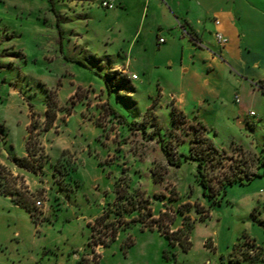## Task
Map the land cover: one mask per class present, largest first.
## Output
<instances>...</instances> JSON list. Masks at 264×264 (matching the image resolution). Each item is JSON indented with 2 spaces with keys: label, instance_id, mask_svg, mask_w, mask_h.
<instances>
[{
  "label": "rangeland",
  "instance_id": "1",
  "mask_svg": "<svg viewBox=\"0 0 264 264\" xmlns=\"http://www.w3.org/2000/svg\"><path fill=\"white\" fill-rule=\"evenodd\" d=\"M249 2L264 9V0ZM9 6L0 0V264H264L254 258L264 248V167L248 152L257 145L264 155V113L250 118L255 129L236 120L212 128L209 137L228 152L207 156L198 140L202 125L173 128L170 112L165 120L147 110L146 96L134 92L135 104L130 90H102L105 70L81 48L76 51L84 64L71 62L44 14L39 19L29 8ZM70 34L62 32L67 39ZM50 104L56 119L46 130ZM157 127L181 165L169 164L151 137ZM192 144L207 159L213 191L238 175H260L227 185L217 203L198 180L197 162L186 159ZM24 156L31 169L15 160ZM1 189L28 203L36 219ZM107 224H119L115 239L89 244L92 233L110 234ZM188 237L185 250L180 242L187 245ZM236 253L240 259L232 262Z\"/></svg>",
  "mask_w": 264,
  "mask_h": 264
},
{
  "label": "crops",
  "instance_id": "2",
  "mask_svg": "<svg viewBox=\"0 0 264 264\" xmlns=\"http://www.w3.org/2000/svg\"><path fill=\"white\" fill-rule=\"evenodd\" d=\"M3 2L29 8L39 19L44 14L59 30L53 40L67 49L71 62L83 60L76 51L81 48L105 74L130 78L129 99L137 104L134 92L146 96L147 110L160 119L167 120L169 112L172 119L176 106L210 138L212 128L229 120L255 129L250 118L264 113V9L249 0H116L111 9L102 0ZM35 23L42 29L41 21ZM217 32L228 39L225 45L217 42ZM258 151L256 145L248 152L257 157ZM207 241L222 255L211 237Z\"/></svg>",
  "mask_w": 264,
  "mask_h": 264
},
{
  "label": "trees",
  "instance_id": "3",
  "mask_svg": "<svg viewBox=\"0 0 264 264\" xmlns=\"http://www.w3.org/2000/svg\"><path fill=\"white\" fill-rule=\"evenodd\" d=\"M104 81H105V85H106V88L108 90V92H112V91H117L118 89L120 90H128L130 89V81L126 79V76L125 75H121L120 72L118 71H115V72H109L107 74L104 75ZM260 85L264 88V81H261L260 82ZM107 107L111 110L112 113L116 114L117 116L121 117L122 120L126 121V117L124 115H121L119 113H117L110 105L109 103L107 104ZM171 113H172V124H173V128H179L180 127V124L182 123H185V124H190L191 126H193L194 124L193 123H190L188 121V119L186 118V115L183 113V111H181L180 109H178L176 106H173L172 109H171ZM55 119H56V112L55 111H52L51 110V104L49 105V108L47 110V114H46V123H45V129L48 130L51 128V126L53 125V123L55 122ZM199 125H202L199 123ZM33 127H34V124H31L30 126V130H29V139L27 141V152H28V155H33V145H32V132H33ZM203 127V126H202ZM203 129H205L203 127ZM144 133H146V130H144ZM203 133V136L201 134V136H199L198 140H200V143H205V146H206V152L208 153L207 156H209L210 154H222V153H225V152H221L214 144V142L208 138V136L206 135V131L205 132H202ZM151 137L152 138H157L159 143H160V146H161V149L164 153V155L166 156L167 158V161L169 164L171 165H176V166H179L181 165V159H180V156L178 157V159L175 161L174 158H173V155H172V151L171 149L169 148V146L167 145L166 141L164 140L162 134H161V128L160 127H157L153 133L151 134ZM35 144H36V141H35ZM186 159H191V160H194L197 162V176H198V180L199 182L203 185L204 188H209L210 189V194H209V197L211 198H214L216 200L217 203H221V201L218 199V195L221 194V193H225V188L227 185L229 184H233L235 182H240V183H244L245 179H247L248 181H250L253 177L255 176H258L260 175L258 171L254 172V174H252L250 177L246 178L245 175H238L234 178H230L228 179L226 182H223L221 183L220 185V189H216V190H212V187L211 185L208 183V180L206 179V175H207V172L205 171V168H206V157L204 156V154L202 153H199L197 147L192 144L191 147H190V155L186 157ZM15 160L17 161V163L22 166V167H25L27 169H31L32 167L30 166L29 164V159L27 156H24L22 158H18V157H15ZM256 160H257V167H264V155H259L256 157ZM2 193L3 194H12L13 195V201L26 208L27 211L30 213L31 217L35 220L36 219V213L33 211L34 209L28 204L26 203L24 200L18 198L15 196V193L13 192H9L5 189H1ZM122 189L120 188H117V196L118 198H123L125 196V194L122 193ZM206 193V191H205ZM215 195V197H214ZM205 214H204V217L208 216L209 213L207 211H204ZM108 214L105 213L103 214L102 216L98 217L96 222L99 223L100 221L104 220ZM153 222L155 223L156 221L153 220ZM111 224H107V226H109ZM119 231V224H117V226H115V224H112L111 225V232L110 234H106V238H101V237H97L95 235V233H92L91 236H90V241H89V244L91 245H99V244H102L104 246H107L113 239H115L117 233ZM163 235H165L169 240L170 242L172 243V237L170 234H168L166 231L165 232H162ZM187 245H185L184 243L180 242L181 245L183 246V248L185 250H188L190 247H191V240L187 239ZM250 244L252 246H255L254 243L250 242ZM238 247V244H236L234 246V250H236ZM264 248H259L258 250L260 251V253L258 254V256H254L255 259H261L263 260L264 259V254L263 252H261V250H263ZM262 253V254H261ZM166 255L167 252L165 253ZM235 254V253H234ZM239 254L235 255V257H233L231 259L232 262H235V261H239ZM241 256H245V257H249L248 255L244 254V255H241ZM252 259H254L253 257H251Z\"/></svg>",
  "mask_w": 264,
  "mask_h": 264
},
{
  "label": "built area",
  "instance_id": "4",
  "mask_svg": "<svg viewBox=\"0 0 264 264\" xmlns=\"http://www.w3.org/2000/svg\"><path fill=\"white\" fill-rule=\"evenodd\" d=\"M101 4L104 8L111 9V8H114L116 6V0H102ZM216 39L220 45H225L228 41V39L221 32L216 33ZM164 41H165L164 38L160 39V42H164ZM132 78L136 79L137 75L133 74ZM237 100L239 101V99H237ZM251 114L255 115V112L251 111Z\"/></svg>",
  "mask_w": 264,
  "mask_h": 264
}]
</instances>
